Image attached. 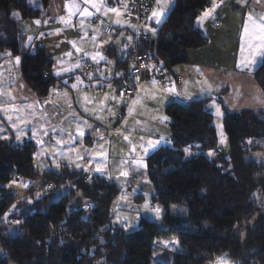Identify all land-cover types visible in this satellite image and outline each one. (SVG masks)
Masks as SVG:
<instances>
[{
  "label": "trees",
  "instance_id": "trees-1",
  "mask_svg": "<svg viewBox=\"0 0 264 264\" xmlns=\"http://www.w3.org/2000/svg\"><path fill=\"white\" fill-rule=\"evenodd\" d=\"M50 2L0 0V63L20 58L21 76L39 99L51 96L62 80L48 78L53 60L43 50L32 52L17 22L43 20ZM211 4L175 0L151 41H143L136 27V52L150 59L161 85L168 84L172 68L190 63L188 53L209 45L196 22ZM251 74L264 94V59ZM209 102H173L165 109L172 145L144 159L153 204L164 213L160 223L141 218L134 232L114 220L115 183L68 167L41 173L33 141L0 139V264H208L223 254L264 264V165L255 158L264 154V111L230 112L222 106L230 147L229 157H223ZM37 180L43 188L33 186ZM18 183L28 184L23 198L10 187ZM69 185L70 194L51 201ZM78 196L87 206L75 205ZM157 241H177L180 251L156 257Z\"/></svg>",
  "mask_w": 264,
  "mask_h": 264
},
{
  "label": "crops",
  "instance_id": "crops-1",
  "mask_svg": "<svg viewBox=\"0 0 264 264\" xmlns=\"http://www.w3.org/2000/svg\"><path fill=\"white\" fill-rule=\"evenodd\" d=\"M173 5L165 7V14L159 16L161 23L166 20ZM116 8L109 0H51L45 19L17 22L21 34L29 39L32 37L28 42L32 52L43 50L53 60V68L48 78L62 80L48 98H37L25 83L20 72V59L7 58L0 63V71L5 77L4 83L8 89L18 93L16 100L2 106L37 105V111L51 122L55 138H61V144L66 146L67 139L69 146L79 154H84L81 173L87 177L97 176L118 185L114 182L112 169L116 170L119 163L113 162L116 158L112 157V154L133 143L130 134L147 135L146 138L152 139L154 148L149 151H146L147 145H138L142 149L141 152L147 156L163 147L164 141L171 142L167 131L158 130L162 127L159 122L149 130L133 116L144 89L146 94L150 93L149 100L154 99L161 109L160 119L165 116L167 106L173 102L185 104L205 99L210 100L209 104L216 100L217 104L230 112L264 111L263 92L251 72L240 69L233 62L232 48L229 56L228 51L224 52L229 60H225L223 66L204 58L210 51L192 52L195 60L197 59L193 61L188 56V66L197 68L190 71L192 78L186 77L188 71L184 70L181 74L176 66L177 68L170 70L168 84L163 86L155 79L152 70L139 85L134 99H130V94L122 96L121 88L129 84L126 80L134 70L137 29L136 25ZM157 8L162 11L163 5ZM95 9L107 10V19L110 22L101 20L92 23ZM249 10L253 11L254 15H251L255 18L264 15V0H212L211 6L198 17L196 24L202 31H211L216 37L220 36L219 42L232 41L229 39L231 33L223 30V22H228L230 26V21L237 25L246 22ZM159 11L153 8L142 24L143 41H151L156 37L162 24L156 22L159 18L153 16V13ZM189 84L199 88L190 89ZM202 92L206 93L202 96L195 95ZM163 124V130H169V120L166 116ZM146 155L142 159L143 163ZM261 158L264 159L263 153ZM133 160L131 159V172L135 171ZM138 167L141 170H137ZM137 169L136 172L144 170L140 166H137ZM133 173L131 176L136 177ZM134 177L131 179L135 180ZM151 192L153 198V189ZM77 200H80L77 206H87L81 196H78Z\"/></svg>",
  "mask_w": 264,
  "mask_h": 264
},
{
  "label": "rangeland",
  "instance_id": "rangeland-1",
  "mask_svg": "<svg viewBox=\"0 0 264 264\" xmlns=\"http://www.w3.org/2000/svg\"><path fill=\"white\" fill-rule=\"evenodd\" d=\"M111 4L116 7V5H114L113 3ZM172 4H174V0H154L153 8L159 11L157 6L163 5L162 11L161 10L159 11V13H162V15L160 16H163L165 14V7L166 6L169 7ZM116 10H119V8H116ZM119 11L121 12L122 10ZM106 12L107 10L98 11V9L96 10V12L94 11L93 14L95 15L93 18H91L92 23L94 21L97 22L101 20H106L110 22V20L107 19ZM121 13L123 14L124 12L122 11ZM121 13L119 14L122 15ZM251 14L254 15L253 11L249 10V14L246 18V22L240 23L239 25H237V23H235L234 21H230L231 26L229 25L228 22L226 21L223 22L224 25L223 30H227L228 32L231 33L229 39L232 41L219 42L220 36H218L219 37L218 39V37H216L214 34H211V31L203 30L204 34L209 38V45L207 46V48L204 49V51L205 52L210 51L208 56L204 58L210 60L214 64L223 66V62L225 60H229L226 59L224 52L228 51L227 55L229 56L230 55L229 51L232 48L233 62L236 63L237 67H239L242 70L250 71L251 73H253V71L262 63L264 59V15L258 17L256 16L255 18ZM158 18L159 20H161V17ZM36 25L41 26V24H36ZM30 40H32V37H30L28 42H30ZM187 55L190 57L191 60L193 61L195 60V57L194 55H192V53H188ZM17 59L20 58H14V60ZM177 67L176 68L180 70L181 74L182 72H184V70L188 71L186 73V77H191V78L193 77V75L190 74L191 73L190 71L193 68L197 69L195 66L190 68L188 65H180ZM145 78L146 77H144V79ZM144 79H142V81ZM4 80L5 77L4 75H2L0 71V139L4 142L7 143L14 142L15 144L21 143L24 140L34 141L37 147L34 154V165L38 170L41 171V173L51 172L53 170L60 172L62 170V167H68L70 171L80 172L82 170L83 159L85 158L84 154L83 155L79 154V152L75 151V149H73L72 146H69V142L67 141V139H65L66 140L65 142L67 144L66 146L64 144L63 145L61 144V138H55L54 130L51 126V122L44 119L43 115H41L39 111H37L38 110L37 105L34 106L7 105L5 107L2 106L4 103H9L13 100H16L18 95L16 91L7 88L6 84L4 83ZM126 81L129 82L128 85L124 86L127 87L126 94H128L129 92L131 93V91H134V89L137 87V84L142 83V81H140L139 78L134 76H130ZM202 82L206 84L204 79H202ZM204 84H200V86L206 87ZM189 85H190L189 87L190 89L192 87H195L196 89L199 88L194 84H189ZM200 89L203 90V88L201 87ZM194 92H196V90H194ZM143 93H145V96H143ZM204 93L206 92H202L200 93V95L199 94H195V95L202 96V94ZM149 97H150V93L146 94V90L144 89L142 91L140 101L138 102V105L135 108L134 111L135 115L133 116L137 117L138 122L147 126L149 130L153 126H157L156 122H159L162 125V127H164L163 120L165 116H162L161 119L159 118V115H161V111H160L161 109L159 108L156 101H154V99L149 100ZM184 105H188V103H185ZM208 108L214 115V126L217 130V135H218L219 152L221 156L229 157L230 147L228 144L227 135L224 130V122H223L224 108H222L219 104H217L216 100L211 102ZM162 127H159L158 130L161 132L167 131L168 138L170 139V130H165V128L163 130ZM130 137L133 139V143L129 144V147L125 146L117 153L112 154V157L116 158V159L114 158L115 160H113V162L117 161L119 163V167L116 170L112 169L114 182L118 184L117 186L119 189V196L113 202L112 213L114 216V220L117 223H120L124 227L126 232H134L138 230L141 218H144L151 222L160 223L164 213L160 205L153 204L152 195H151L152 187L147 180L145 164L143 163L142 160L146 155V153L143 154V151L141 152L142 149L138 146V145L141 146V144L143 146L147 145L146 151H149L153 147L152 139L146 138L147 135L135 136L130 134ZM171 145H172L171 142L168 143H166L165 141L163 142V146L165 147L166 146L171 147ZM187 153H188L187 158H191L192 157L191 152H187ZM261 157H262V153L255 154V158L259 161V163L261 165H264V159ZM96 158H98L97 155ZM131 159H134L133 161H135L134 162L135 171L133 170L134 173L131 172V167H130L132 163ZM90 165L92 164L90 163ZM125 165H127L126 168ZM136 165L142 167V169H144L145 171L144 170L143 172L137 171L138 172L137 173ZM137 170H141V168L138 167ZM85 173L87 172L85 171ZM132 173L135 174L136 177L131 176ZM131 177H134L135 180L131 179ZM130 180L132 182H130ZM32 184L38 189L43 188L41 187L42 180L34 181ZM27 185L28 184L25 183L24 184L18 183V184H13L10 187L12 189H15L19 193V195L23 198L26 196L28 192ZM72 189L73 188L69 185L58 190L51 201L52 202L59 201L62 197H65L68 194H70ZM40 193L41 192H39L38 194L39 197L43 195ZM140 196L143 198L141 199ZM79 201L80 200H77L75 205H77ZM241 233H243V231ZM165 251L176 253L180 251L179 244L177 243V241H173L171 243L166 241H157L155 246V256L158 257ZM9 264H15V263L9 261ZM208 264H245V263L238 260H234L227 254H223L214 258Z\"/></svg>",
  "mask_w": 264,
  "mask_h": 264
},
{
  "label": "built area",
  "instance_id": "built-area-1",
  "mask_svg": "<svg viewBox=\"0 0 264 264\" xmlns=\"http://www.w3.org/2000/svg\"><path fill=\"white\" fill-rule=\"evenodd\" d=\"M117 8L122 10L128 20L136 25L137 29L141 27L144 21L149 17L152 12L154 0H110ZM112 33V29H110ZM139 42V36L137 37V47ZM153 64L150 59L142 54L139 49L136 52L134 59V70L131 76L139 78L140 81L152 70ZM140 83L137 84V87L134 91H131L132 94L136 95V91ZM127 87L121 89V95L126 94Z\"/></svg>",
  "mask_w": 264,
  "mask_h": 264
},
{
  "label": "snow or ice",
  "instance_id": "snow-or-ice-1",
  "mask_svg": "<svg viewBox=\"0 0 264 264\" xmlns=\"http://www.w3.org/2000/svg\"><path fill=\"white\" fill-rule=\"evenodd\" d=\"M113 11H115V10H113ZM207 14H208V13H205V15H207ZM160 15H162V13H156V12L153 13V16H156V17H159ZM156 22L159 23L160 20L157 19ZM36 23H39V21H36ZM17 62H19V61H17ZM125 175H126V173H125Z\"/></svg>",
  "mask_w": 264,
  "mask_h": 264
}]
</instances>
